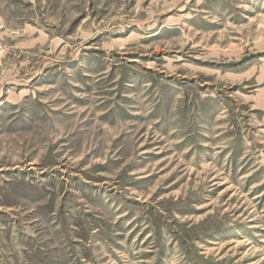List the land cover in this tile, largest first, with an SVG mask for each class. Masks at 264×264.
<instances>
[{"label":"rangeland","instance_id":"rangeland-1","mask_svg":"<svg viewBox=\"0 0 264 264\" xmlns=\"http://www.w3.org/2000/svg\"><path fill=\"white\" fill-rule=\"evenodd\" d=\"M0 264H264V0H0Z\"/></svg>","mask_w":264,"mask_h":264}]
</instances>
